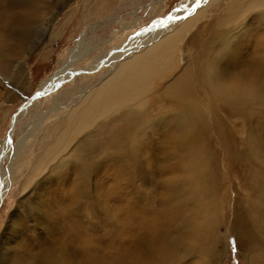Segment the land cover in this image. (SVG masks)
<instances>
[{
    "label": "bare ground",
    "instance_id": "obj_1",
    "mask_svg": "<svg viewBox=\"0 0 264 264\" xmlns=\"http://www.w3.org/2000/svg\"><path fill=\"white\" fill-rule=\"evenodd\" d=\"M46 1L0 0V66L6 68L9 65L7 57L15 46L13 39L18 37L25 41L31 31L28 26L42 18L43 8L48 4ZM205 2L201 0L199 7ZM195 3L196 0H187L177 8L181 5L191 7ZM206 3V7H197L182 24H178L179 20L174 21L166 28L134 35L118 49L110 47L107 53L97 51L94 54L92 51L96 46L102 47L109 40L101 33H95L97 27L109 22L105 19L111 16H104L99 23L93 24L90 36L87 34L89 28L83 31L66 57L59 60L50 77L42 80L26 101L31 105L21 107H24L25 114H35L32 109L41 98L36 95L38 92L45 94L56 88L57 80L66 77L74 80L76 89H72L68 99L53 105V108L71 107L56 124L57 129L60 126L63 129L55 142L45 149L43 156H51L61 143L67 144L75 138L79 140L67 156L50 167L42 168L52 170L60 166L73 182L62 180L58 193L46 196L37 193L39 199L36 204L32 203L29 209L26 205V212L21 209L12 214L19 222L18 235L5 237L2 244L5 251L0 264H208L209 258L213 259L212 249L214 252L221 238L212 232L220 210L224 212L223 219H229V229L235 233L239 246L240 230L244 226L247 264H264V111L254 114L252 106L246 104L255 101L264 105V0H225L224 3L208 0ZM211 4H216L217 13L221 14L210 25L208 38L203 37L202 28L201 31L195 30L190 36L189 50L181 52L178 45L187 31L184 30L191 24L190 29L193 26L190 20L199 18ZM173 14L183 16L185 12L181 9ZM123 18L120 27L130 28L133 23H124ZM18 24L21 26L13 30ZM23 48L24 43L20 50ZM91 53L90 64L76 69L77 63ZM100 66H105L100 75L82 86L76 84L78 75ZM237 66L251 75L233 78V72L222 74L224 67L233 71ZM76 70L83 72L78 71L81 74H77ZM221 78L218 85L217 80ZM205 99H208L207 112L217 127L215 141L221 143L229 163L224 169L229 175L233 173L230 166L235 152L243 164L249 166L245 180L250 178L252 181L250 186L256 198L243 207L236 204L235 211L231 199H228L226 207L221 204L220 192L215 188L217 185L214 186V159L209 156L208 149L197 143L199 138L210 137L209 134H204L205 137L197 134L200 131L197 127L205 121L202 115L207 113L201 107ZM157 100L163 102L157 104ZM237 101L243 103L250 121L245 149L233 148L235 135L218 110L221 105H226L222 108L232 116L237 109L233 104ZM161 107L167 110L174 108L175 112L159 114ZM108 108L112 113L102 118ZM21 113L12 116V131L0 145V201L8 188L12 164L5 166L4 158L13 161L24 141L19 134V141L13 142L17 135L15 123L24 115ZM31 119H37V116ZM178 119L184 120L185 124L175 128ZM186 152L197 161L176 174L177 170L169 162L171 153ZM44 160L42 155H38L30 174L25 177L27 183L35 177L38 165ZM103 172L115 183L125 182L135 175L140 177L139 184L136 187L129 180L126 186H121L123 192L127 191L125 196L107 199L102 181L97 180L94 195L91 177ZM185 174L192 184L183 186V182H178L179 175ZM143 178L147 179V187L141 186ZM40 182L37 181L36 186ZM192 186L194 189L186 195ZM134 188L142 192L140 197L132 196ZM31 194L35 193L31 192L26 198ZM45 197L55 205L53 210L49 206L44 208ZM210 200L213 203H209ZM238 210L245 213L239 216ZM32 214L42 231V241H38L37 226L27 227L26 222L32 218L28 216Z\"/></svg>",
    "mask_w": 264,
    "mask_h": 264
},
{
    "label": "rangeland",
    "instance_id": "obj_2",
    "mask_svg": "<svg viewBox=\"0 0 264 264\" xmlns=\"http://www.w3.org/2000/svg\"><path fill=\"white\" fill-rule=\"evenodd\" d=\"M186 1L187 0H48L46 1V3L48 4L46 7L43 8L44 14H42L43 15L42 18L39 20V22L37 20L32 25L30 24L28 26V29L31 30L29 31L31 33L28 32V37L30 38L28 37L25 38L24 42H22V40H20V38L18 37H16V39L14 38L13 40L15 41V46L13 50H11L9 56L7 57L9 65L6 68L0 66V145L3 142L4 138L8 135V133L12 131V127L10 126L12 116L17 115L18 113L21 112L24 113V110L22 109L24 107H29V105H31L30 102L26 103V101L29 99V97L33 95L36 88H38V86L41 84L42 80L50 77V75L58 66L59 60L66 57L67 51L71 46L74 45L75 41L83 33V31L89 28L87 34L88 36H90L92 32L90 29L94 23L96 22L99 23L101 19H104V16L107 15L111 16L112 18L109 17L105 19V21H109L107 24L104 25L102 24L103 26L100 25L101 27L99 26V28L97 27L95 30L96 34L101 33L102 37L109 38V40L102 47L96 46L97 48L95 47L92 53L95 54L97 51L104 53L108 51L110 47L112 48V50L118 49L119 47H122L123 44L130 41L131 38L134 37L135 33H137L138 31L140 32L141 29L148 27L153 20L160 19V17L161 18L165 17L170 12L173 13L174 9H177V7L181 3H184ZM205 1L208 2V0ZM224 1L225 0H219L220 3H224ZM134 2L135 4H132ZM206 2L203 3L198 9H201L202 7L203 8L206 7L208 4ZM215 6L216 4H211L208 10H204L203 12H201L199 18L190 20L193 21V26L191 27L192 30L190 29V26L192 25L191 24L184 30L187 31L185 32L184 36L181 38L180 40L181 42H179L180 44L178 45V47L181 49L180 50L181 52L186 53L187 50H189L190 36L195 30L199 31L202 28L201 29L202 31L201 30L200 31L202 33L204 32L203 37L205 39L208 38L210 29L212 28V26L210 25H213L217 21V16L220 13V12L217 13L218 10H216L217 8ZM221 7L223 9L224 4H222ZM192 13L190 15L187 13L182 14L183 17L185 18L179 20L178 24H182L184 21L190 18L193 15ZM122 18L124 19V23H128L129 21H131L133 25L130 28L124 25L123 27H120V24H122L123 22ZM19 26L21 25L20 24L15 25L14 26L15 29L13 30L18 29ZM203 28H207V29L205 30ZM101 30H103V32ZM167 32L169 33V31ZM22 43H24V48L20 50V46L22 45ZM92 53L89 56L90 58L87 57L86 59L85 58L81 59V61L77 63V66H75V68L77 69L84 66H88L90 64L89 62H91V57L93 55ZM223 59H225V57ZM180 63H182V60ZM218 63L220 64L219 60ZM104 67L105 66L102 67L100 66L94 70L91 71L89 70V72L85 74L77 73L80 70H76L75 73L81 74L75 78L77 81L76 84L82 86L84 82L91 81L93 77L95 78L98 75H100L101 72H103ZM82 70L80 72H83ZM176 71L177 70H174V72ZM221 71L222 74H227V73L232 74L233 72V78H237L242 75L244 76L251 75L245 73V71H242L238 66L236 68H233V71L228 67H224ZM216 74L218 75L217 71ZM72 78L66 77L63 78L62 80H57L55 82L56 88L54 87L52 88V90L50 89L51 91L49 90L48 92H46L37 101V105L36 107H34L36 109L34 108L32 109V112H35V114L32 115L31 113L27 112L26 115L24 113L23 118L18 119L15 123L17 135L14 136L13 142L17 143L19 141L18 139L19 134H20L19 137H21L24 141H22L23 142L22 147L21 146H20L21 148L18 147V155L14 158V160L12 161L10 160V158L9 159L4 158V162H3L5 166H7L10 162H12V164H10L11 171H9V176H8L9 177L8 188L5 191L4 195L1 197V201H0V262L3 261V252L5 250L3 249L2 244L5 241V237L11 238V235L13 236L18 235L19 222H17V218H14V215L12 216V214L18 213L21 209L24 210V212H26L32 203L33 205L36 204V202L39 199V197H37V193L45 194V196L51 195L53 192L58 193L61 190L60 182L62 180H66L68 183L69 181L73 182V180L70 177H68L66 170H64L60 166H56L52 170H48L47 168L42 169L43 167H50L56 164L59 161V159L67 156L69 151L73 148L76 141L79 140V139L76 140L75 138L71 142H66L67 144L61 143L53 150L51 156H43L45 149L50 144L55 142L59 132L63 129L62 126H60L57 129L56 124L66 116L67 111L70 109L71 106L68 105V106H60L57 108H53L54 107L53 105H56L60 102H65L68 99L67 97L70 96L69 94L71 93L72 89L73 91L76 89L74 87L75 84ZM221 81L222 78L217 80L218 85L221 83ZM233 84H237V83H234L233 81ZM222 88L228 89L229 87L227 86L225 88L224 86H222ZM196 91L199 94L197 88ZM200 100L202 101L201 95H200ZM207 100L208 99H205V101L202 102L203 104H201V107L203 108V110H205V112H207L208 109ZM162 102L163 101L157 100V104H160ZM25 104L26 106L21 108ZM246 104L252 106L251 110L254 112V114H262L264 111V105L256 104L255 101L246 102ZM222 107L226 108L227 106L221 105L218 108V110L222 113L223 115L222 117L224 118L225 122H227V125L231 129L233 136L235 135L234 136L235 139H233L234 140L233 148L245 149L246 141L248 139L247 124L250 121L247 116L248 114L244 112L243 103L241 101H237L235 104H233V107H236L237 109L235 112H233L232 116H228V114L225 112V109H223ZM158 112L159 114L162 113L168 114L171 112H175V110L174 108L167 110L161 107V109H159ZM111 113H112V109L108 108L103 113L102 118L107 117ZM35 116H37V119H31ZM202 116H204L205 121H202L200 125L197 127L198 129H200V131L197 134L198 135L209 134L210 137L208 138L205 137L204 135L205 138L203 140L202 138H199L197 143L200 147L208 149L209 156L213 157L214 162L216 161L215 163L213 162V165H216V167L213 166V168H216L215 172L213 173L215 178L214 186L217 185V187L215 186V188L216 190L218 189L217 191L220 192L219 197L221 204L226 207L229 202L228 199H231V205H233L234 207L233 211H235L236 204L240 207H243L249 201L251 202L253 199L256 198V193H254L255 191L253 192L251 190V186H250L252 181L250 180V178L245 180L246 176H248V174L246 175V173L250 171L249 166L243 164L238 153L235 152V156L233 158V165L230 166V169L232 168L231 171H233V173L231 175L228 174L226 169H224L226 168L225 166L229 164L228 161L226 160V156L224 155L225 152H223L221 143L219 141L217 142L215 141L217 140L215 136L216 134L215 129L217 127H215L214 121L212 120L211 114L209 112L206 113V116L205 115ZM203 123L204 126H202ZM183 124H185V121L178 119L175 122V128H177L178 125H183ZM165 132H167V130ZM209 151H211V153ZM38 155L40 156L42 155V158L45 160L43 162H40V164L38 165V169L36 171L37 174L35 175V177H33L30 183H27L25 181V177L28 174H30L31 167L33 166L34 162L37 161ZM219 155H221L220 156L221 158L219 157ZM252 156L257 157L255 154H252ZM204 158L206 157H203V159ZM196 161L197 160L187 152L181 154L171 153V157L169 158V162H171L174 168L177 170L176 174L182 173L186 168H188L190 164ZM218 163L220 168L218 167L217 169ZM218 174L220 177L218 176ZM186 175L187 174L179 175L178 177L179 179L178 182L179 183L183 182V186H187V184L188 185L192 184L190 177ZM131 177L132 178L130 179H125L124 180L125 182L115 183V180L105 176V172L100 173L97 176H94L93 178L91 177L92 192L94 195H96V188H97L96 182H98L97 180H101L103 183V188L105 190L104 193L107 199H109L111 196H115V197L119 196L121 198L125 193H127V191L123 192V190L121 189L122 185L126 186L129 180H130L129 183L134 184L136 187L139 184L138 179L140 177H136L135 175H132ZM161 178H164V176H161ZM39 180L41 182L39 183L40 185L38 184L39 186L37 185L38 186L37 187L36 184L37 181ZM143 181L144 182H142L141 186L147 187L148 185V183H146L147 179H144ZM193 189L194 186L190 187L186 195L190 194ZM31 192H34L35 194H31L30 198H26L27 196H29ZM131 194L132 196L134 195L140 197L142 192H138V189L134 188L131 191ZM105 196L104 198H106ZM46 199L47 197H45V204H43L44 208H47L49 206L50 210H53L55 205H53V202L49 203L48 199L47 200ZM205 199L208 201V198ZM113 200L114 199H112V201ZM209 203H213V201L210 200ZM26 205L28 209H24ZM31 213L32 212H30L29 214ZM238 213L239 216H241L245 212L238 210ZM217 214H218V220L216 221L217 224H215L214 230H212V232L213 234H215L216 232L217 234H219V236H221V238H220V242L217 244L218 246L217 245L215 246L214 252L212 249L213 253L211 252V254H213V259L212 257L211 259L209 258L208 264H247L248 251H247V247H245L244 245L246 240V233L244 226L242 227V230H240L241 246H239L237 245L236 242L235 233L231 229H229V225H230L229 219H227L226 217H225L226 219H223L224 212L221 210ZM33 216H34L33 214L32 216L31 215L28 216L32 218H29L30 220L26 222L28 223L27 227L29 228L30 226L31 227L37 226L39 230L37 231V233L39 232L38 241H42L43 239L42 236L43 234H41L42 231H40V227H38V225H36L35 223L37 218H33ZM20 219L21 216L20 214H18V220ZM12 224H14L13 229H12ZM98 231L99 230H97V233H99ZM107 237H109V235H107ZM21 238L23 237L21 236ZM108 240L110 241V237L108 238ZM117 241L118 240L114 241V243L116 244ZM11 252L13 251L11 250ZM10 253H8L6 257H8Z\"/></svg>",
    "mask_w": 264,
    "mask_h": 264
},
{
    "label": "snow or ice",
    "instance_id": "obj_3",
    "mask_svg": "<svg viewBox=\"0 0 264 264\" xmlns=\"http://www.w3.org/2000/svg\"><path fill=\"white\" fill-rule=\"evenodd\" d=\"M201 3V0H196V3L193 6H188V5H181V8L174 9V12H179L181 9L184 10L185 13L191 14L196 10L197 7H199ZM185 17L179 16V15H174L172 12H170L167 16L162 17L160 19L153 20L152 23L146 27L141 29V32L135 33L134 35L139 36L143 33H147L155 28H166L169 24H171L174 21L184 19ZM37 96H42L44 95L43 92H38L36 94Z\"/></svg>",
    "mask_w": 264,
    "mask_h": 264
},
{
    "label": "water",
    "instance_id": "obj_4",
    "mask_svg": "<svg viewBox=\"0 0 264 264\" xmlns=\"http://www.w3.org/2000/svg\"><path fill=\"white\" fill-rule=\"evenodd\" d=\"M35 93V92H34Z\"/></svg>",
    "mask_w": 264,
    "mask_h": 264
}]
</instances>
